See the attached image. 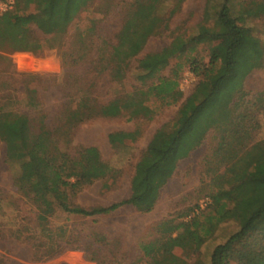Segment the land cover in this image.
Segmentation results:
<instances>
[{
    "label": "rangeland",
    "instance_id": "1",
    "mask_svg": "<svg viewBox=\"0 0 264 264\" xmlns=\"http://www.w3.org/2000/svg\"><path fill=\"white\" fill-rule=\"evenodd\" d=\"M134 1L93 0L61 35H46L33 26L34 34L43 42L36 53L0 52V109L30 115L36 129L44 125L59 147L71 154L82 146H97L102 158L116 170L113 182L108 183L110 188L103 186L104 180H97L70 197L74 204L85 207L108 205L130 196L137 161L155 131L176 117L182 100L162 107L152 119L93 117L71 126V116L86 113V105L96 107L141 86L136 76L139 60L169 46L177 37L187 39L196 34L207 9L211 24L213 8L221 2L184 0L167 19V26L151 35L143 49L128 60L126 77L117 81L111 69L113 60H120L123 54L114 58L112 52ZM172 4L165 2L160 14L168 16ZM245 23L264 42V15L250 16ZM212 45L202 41L194 50L173 57L161 70L164 76L177 72L180 88L186 74H193L189 86L183 85V99L200 78L191 69L192 59L202 66L208 63ZM243 89L244 94L233 102L237 124L226 130L212 128L203 143L178 162L154 208L147 212L125 204L110 213L83 216L56 207L48 221L41 222L36 193L30 183L19 178L20 164L8 161L6 144L0 141V264H153V256L163 255L145 256L144 244L166 247L180 264H211L214 247L236 232L264 202V185L258 187L249 179L231 184L221 177L225 172L231 175L227 168L232 155L243 151L240 147L264 140V66L247 75ZM135 129L140 130V136L129 144L109 141L110 132ZM223 134L228 137L224 150H220ZM38 150L45 152L41 145ZM219 187L228 191L227 213L214 222L208 217L215 213L214 194ZM193 217L211 225L208 237L191 243L188 239L171 241V237L189 231L176 229L177 223Z\"/></svg>",
    "mask_w": 264,
    "mask_h": 264
},
{
    "label": "trees",
    "instance_id": "2",
    "mask_svg": "<svg viewBox=\"0 0 264 264\" xmlns=\"http://www.w3.org/2000/svg\"><path fill=\"white\" fill-rule=\"evenodd\" d=\"M92 1L16 0L13 9L0 12V52L36 53L43 48V42L34 34L33 26L46 35H61ZM167 1L172 2L173 6L168 16H163L160 12ZM183 1H134L133 10L124 20L118 43L112 52L113 57L120 52L123 54L120 60H113L115 65L111 75L114 80L121 81L126 77L128 60L143 49L151 35L167 26V19L175 14ZM30 6L35 9L27 11L26 8ZM213 13L210 24V10L205 11L196 34L187 39L177 37L169 46L147 53L139 60L136 76L141 86L96 107L85 104L86 113L78 112L71 116V126L77 120L81 123L93 117H125L128 121L152 119L162 107L182 100L176 117L155 131L137 161L131 179V194L126 199L90 207L74 204L70 197L87 186L104 180L103 186L110 188L114 180L116 170L102 158L99 148L95 145L82 146L71 154L59 147L44 125L36 129L30 115L14 110L0 113V141L6 144L8 161L20 164L19 178L30 183L36 193L34 201L39 208V221H48L56 207L83 216L110 213L125 204H131L142 212L151 211L162 187L175 173L178 162L200 146L212 128L226 130L230 125L237 124L233 102L244 94L247 75L255 68L264 66V42L253 33L245 20L250 16L264 15V0H243L238 3L235 0H221L213 8ZM205 40L213 43L208 63L202 66L195 58L192 59L191 69L200 78L191 93L183 99L178 73L164 76L160 72L173 57L194 50ZM139 136V129L108 134L109 141L114 145L129 144ZM227 137L226 134L222 135L220 150H224ZM51 141L53 145L50 147ZM39 145L45 149L44 153L38 150ZM240 148L243 150L240 154H231L232 161L227 168L231 175L226 176L225 172L221 177L231 184L249 179L256 186L263 187L264 140ZM226 198L228 191L219 187L214 194L215 213L208 217L209 220L217 222L225 216ZM175 227L189 231L186 235L171 237V241L188 239L190 243L199 242L211 233V225L199 223L197 217L179 222ZM142 250L145 256L163 254L160 258L153 256V264H180L166 247L144 244ZM211 264H264V202L236 232L214 247Z\"/></svg>",
    "mask_w": 264,
    "mask_h": 264
},
{
    "label": "built area",
    "instance_id": "3",
    "mask_svg": "<svg viewBox=\"0 0 264 264\" xmlns=\"http://www.w3.org/2000/svg\"><path fill=\"white\" fill-rule=\"evenodd\" d=\"M16 0H0V12H5L8 10L13 9L14 5H15ZM188 77H190V80L188 79ZM193 74L192 73H187L184 79V83L187 84V87L189 86L190 82L193 80ZM184 83H181V89H183V85ZM206 201H203V203ZM203 203H201L200 205L203 206Z\"/></svg>",
    "mask_w": 264,
    "mask_h": 264
},
{
    "label": "crops",
    "instance_id": "4",
    "mask_svg": "<svg viewBox=\"0 0 264 264\" xmlns=\"http://www.w3.org/2000/svg\"><path fill=\"white\" fill-rule=\"evenodd\" d=\"M6 106H7V105H6ZM0 108H1V107H0ZM6 111H8L6 108H5V110L0 109V113H2V112H6ZM118 131H120V130H118ZM125 131H126V130H125ZM114 132H115V131H114ZM110 133H111V132H110ZM152 137H153V135H152ZM152 137H151V138H152ZM150 140H151V139H150ZM150 140H149V141H150Z\"/></svg>",
    "mask_w": 264,
    "mask_h": 264
}]
</instances>
